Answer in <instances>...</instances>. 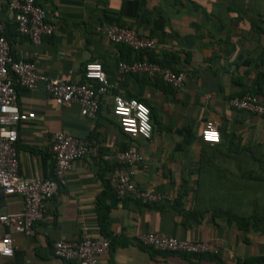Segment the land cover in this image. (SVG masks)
I'll return each mask as SVG.
<instances>
[{"label":"crops","instance_id":"1","mask_svg":"<svg viewBox=\"0 0 264 264\" xmlns=\"http://www.w3.org/2000/svg\"><path fill=\"white\" fill-rule=\"evenodd\" d=\"M36 1L58 29L33 46L16 32L3 0L0 22L11 54L34 61L48 77L71 83L81 80L86 63L96 61L112 89L102 98L96 118L90 119L80 114L75 102L59 107L42 88L17 87L19 108L35 114L17 129L19 173L31 179L53 177L50 140L60 131L103 153L119 150L124 143L138 150L144 160L132 169L135 185L163 198L151 204L130 197L116 199L111 193L101 196L115 163L83 157L74 162L65 182L46 203L32 236L0 223V240L6 235L12 240V256L0 255V264H72L55 257L53 244L77 241L83 230L109 241L103 264H216L207 257L156 254L139 243L138 235L145 232L210 243L223 264H244L264 255L263 236H243L216 216L218 209L211 203L223 199L227 208H235L236 192L214 186L234 180L236 152L264 140V121L228 105L230 98L258 89V79L264 100V0ZM117 21L153 39L155 48L137 53L111 44L96 32V27ZM149 54L174 56V66L185 73L179 90H163L153 77L119 74V62L148 59ZM114 95L142 99L155 108L149 140L122 133L112 114ZM208 122L217 125L218 144L200 139ZM185 141L188 145L179 148ZM22 211L21 198L0 191V214ZM102 213L107 214L103 229Z\"/></svg>","mask_w":264,"mask_h":264},{"label":"built area","instance_id":"2","mask_svg":"<svg viewBox=\"0 0 264 264\" xmlns=\"http://www.w3.org/2000/svg\"><path fill=\"white\" fill-rule=\"evenodd\" d=\"M3 0H0V9ZM9 19L13 22L16 32L29 39L38 47L41 42L54 35L58 29L55 23L47 20L46 13L36 0H6ZM5 25L0 22V191L5 196H18L23 203L21 214H0V223L8 230L20 229L24 235L32 236L35 225L43 218L48 200L56 195L59 186L65 182L75 161L83 157H92L103 162H112L119 167L108 174V182L117 198L130 197L144 203L156 204L162 196L150 193L137 187L133 181V167L141 164L143 155L136 149L129 148L112 153H102L97 146H92L70 134L55 132L51 136L50 151L54 161L51 179L25 178L19 173L16 143L18 126L35 118L34 112L23 111L18 105L17 87L27 90L42 88L54 101L56 106L63 107L73 102L80 107V114L94 119L98 115L102 98L107 95L112 84L108 81L100 63L88 62L83 67L81 80L76 83L61 78H51L37 70L34 61L16 59L11 54L10 45L4 35ZM96 32L105 37L111 44L124 45L134 52L147 51L155 48V41L141 36L133 28L113 23L109 26H98ZM37 52H33V57ZM118 72L121 76L140 74L148 77L160 76L162 81L173 89L179 90L185 81V73L173 72L147 61L119 62ZM119 101V103H118ZM135 101V104L132 102ZM120 104L129 108L127 118L135 120V131H126L122 121L125 118L115 108ZM137 105H143L134 98L119 95L112 97V114L116 118L122 133L147 141L152 135L150 113L147 111L149 128L140 131L141 121L136 115ZM232 109L246 111L264 118V102L256 97H234L228 101ZM209 132L218 134L217 140L208 138ZM200 139L205 144H218L220 141L217 125L213 122L205 124ZM139 243L159 252L174 254H214L215 247L205 241H191L164 234L145 232L137 237ZM5 243L8 253L0 251L4 257L12 256V240L6 235L0 240ZM110 243L106 239L94 238L87 230H83L77 241L63 240L53 244L55 257L72 262V264H103L101 257L109 253Z\"/></svg>","mask_w":264,"mask_h":264},{"label":"trees","instance_id":"3","mask_svg":"<svg viewBox=\"0 0 264 264\" xmlns=\"http://www.w3.org/2000/svg\"><path fill=\"white\" fill-rule=\"evenodd\" d=\"M115 23L120 26H123L118 21ZM142 52L144 51H140L137 53H142ZM136 61H147L150 63H155L160 67L168 68L173 72H180V70H178L174 66V62H175L174 56L171 54H164L160 58L149 54L148 59H142L141 57H139L138 60ZM142 77H146V76L142 75ZM146 78H148V76ZM149 78L151 79V77ZM151 80L157 81L156 83H160L161 84L160 88L163 90H165V88H169L173 90V88L170 85L164 83L160 78V76L158 75L153 77ZM256 84L258 86V89L253 91V93L244 94L238 97H243V96L256 97L259 101L264 102V100L261 99V97L259 96L260 92L262 91V89L259 87L262 86L260 85L261 84L260 79H258ZM134 99L143 103L148 108L150 113V123L153 129L155 123V108L153 106H150L149 103L145 100L137 99V98ZM242 112H246V111H242ZM248 114H250L252 117H256L264 121V118H261L251 113ZM188 143L189 142L185 141L184 143L178 146L179 148H181L184 147L185 145H188ZM128 149H129L128 145L124 143L122 144L119 150L125 151ZM116 167L119 166L117 164L112 165L110 171L115 169ZM235 167H236V175L232 182H230L229 184L225 183V184H219L218 186L217 185L214 186L223 189L229 188L230 190H234L236 192L235 198L233 199L235 208H233V206L232 209L227 208V204H226L227 200H223V199L211 200L212 205L216 206L218 209V212H216L217 213L216 216L225 219V221L229 226H234L243 236H246L247 234H253L264 237V140L258 142L257 144L243 147L238 152H236ZM260 187H262V189ZM108 193H111L114 198L119 199L116 197L115 194L112 193L108 179H106L105 187L102 191L101 196L106 195ZM181 197L182 194L179 195L177 202L180 201ZM229 201L230 203H232L231 200ZM223 205H224L223 207L224 209L222 208ZM106 217L107 214L105 213L100 214L99 218H100L101 229L104 228L103 223L105 222ZM245 243L248 242L245 240ZM147 249H149L150 251L156 254H161V253L174 254L169 252L154 251L150 248ZM178 255L184 257H188V256L207 257L209 260L215 262L216 264H223L220 257L218 256V253H214V254L209 253V254H201V255H189V254H178ZM244 264H264V255L255 256L246 259Z\"/></svg>","mask_w":264,"mask_h":264},{"label":"clouds","instance_id":"4","mask_svg":"<svg viewBox=\"0 0 264 264\" xmlns=\"http://www.w3.org/2000/svg\"><path fill=\"white\" fill-rule=\"evenodd\" d=\"M132 103L135 104V101H133ZM136 107L138 108V112L136 113V115L140 118V121H141L140 131L144 132L145 129L149 128V124L147 123V120H148L147 111L148 110L143 105H137ZM115 111L116 113L122 114L125 117L122 121L123 125L125 126V130L135 131V128H134L135 120L131 118H127L129 108L120 104V106L115 108ZM208 138L212 140H217L218 134L215 132H209ZM5 243H7V241H5L4 243H0V251L8 253L9 249L5 248Z\"/></svg>","mask_w":264,"mask_h":264},{"label":"rangeland","instance_id":"5","mask_svg":"<svg viewBox=\"0 0 264 264\" xmlns=\"http://www.w3.org/2000/svg\"><path fill=\"white\" fill-rule=\"evenodd\" d=\"M158 131V130H157ZM262 189V187H260ZM261 191V190H260Z\"/></svg>","mask_w":264,"mask_h":264}]
</instances>
